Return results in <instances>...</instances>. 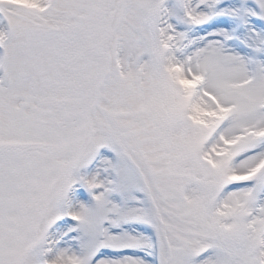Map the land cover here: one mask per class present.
Segmentation results:
<instances>
[{"label": "snow or ice", "instance_id": "6c2138e0", "mask_svg": "<svg viewBox=\"0 0 264 264\" xmlns=\"http://www.w3.org/2000/svg\"><path fill=\"white\" fill-rule=\"evenodd\" d=\"M0 264H264V0H0Z\"/></svg>", "mask_w": 264, "mask_h": 264}]
</instances>
